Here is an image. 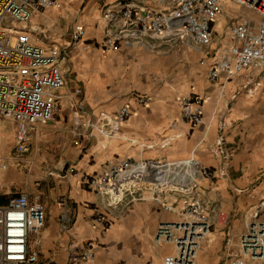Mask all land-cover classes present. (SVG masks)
<instances>
[{
    "label": "crops",
    "instance_id": "crops-1",
    "mask_svg": "<svg viewBox=\"0 0 264 264\" xmlns=\"http://www.w3.org/2000/svg\"><path fill=\"white\" fill-rule=\"evenodd\" d=\"M124 1V0H110ZM157 6L160 0H143ZM175 0H166L170 8ZM100 0H57L54 7L35 13L26 25L33 42L67 47L60 65L66 85L56 91L60 115L31 128L32 140L23 160L2 166L14 154L17 124L0 119V195L7 199L26 192L39 194L47 220L39 241L36 264H70L72 241L91 248L95 257L81 264H163L174 251L172 244L158 245L155 234L161 221L179 216L149 200L130 205L109 227L96 220L107 215L99 193L83 181L85 174L99 175L114 162L134 159H172L194 155L204 164L221 168L217 142L221 135L233 151L226 175H220L209 196L213 206L231 215L227 225H216L200 250L198 264H227L225 240L240 235L256 217L264 218V91L240 94L243 78L227 84L211 82L205 51L181 46L168 52L140 47L105 50ZM246 10L224 1L213 21L215 44L228 39L230 27ZM86 29L79 48L70 46L69 31ZM255 74V72H254ZM207 98L203 123L193 126L182 117L180 99L188 95ZM153 99L141 104L142 96ZM129 116L118 134L104 136L91 129L106 114L122 107ZM10 130V131H8ZM69 223L67 229L62 223Z\"/></svg>",
    "mask_w": 264,
    "mask_h": 264
},
{
    "label": "built area",
    "instance_id": "built-area-1",
    "mask_svg": "<svg viewBox=\"0 0 264 264\" xmlns=\"http://www.w3.org/2000/svg\"><path fill=\"white\" fill-rule=\"evenodd\" d=\"M100 1L103 49L140 47L168 52L186 46L205 51L200 63L207 66L211 82L225 85L241 77L251 96L261 89L256 78L258 74L264 75V0H228L247 13L231 25L228 39L217 46L212 24L226 0H175L170 8L162 6L166 0H160L157 6L143 0ZM56 4L57 0H0V119L17 124L14 154L2 164L4 168L23 160L33 126L56 120L60 115L56 91L66 85L60 61L65 58L67 47L37 44L26 28L35 13ZM69 35L70 46L79 48L86 29L76 25ZM152 99L145 95L139 102L147 104ZM206 102L202 95L182 97V117L193 126L203 123ZM128 116L129 108L122 107L91 124V129L104 136H115ZM217 146L223 160L219 169L194 155L172 159L127 157L112 163L99 175L85 174L83 181L101 195L109 213L98 212L96 220L109 227L130 205L149 200L179 216L158 225L155 242L174 246V251L164 256L163 264H198L200 250L214 227L231 222L230 213L213 206L209 196L220 175H226L233 155L224 135ZM261 205L264 207V198ZM46 220V206L39 194L34 198L26 192L14 194L0 204V264L38 263L39 241ZM62 225L64 229L69 227L65 221ZM225 250L227 264H264V218L256 216L238 236L228 234ZM94 257L91 248L71 242L68 263L81 264Z\"/></svg>",
    "mask_w": 264,
    "mask_h": 264
},
{
    "label": "rangeland",
    "instance_id": "rangeland-1",
    "mask_svg": "<svg viewBox=\"0 0 264 264\" xmlns=\"http://www.w3.org/2000/svg\"><path fill=\"white\" fill-rule=\"evenodd\" d=\"M82 43H83V41L81 42V45H82ZM256 80L258 82H260L262 86H264V75L263 74H258ZM263 91H264V87H263ZM245 94H249V93H248V90H247V88H245V85L243 83L242 86H241L240 94L238 95V97L236 98V100H238L240 96H243ZM8 131H10V130H8Z\"/></svg>",
    "mask_w": 264,
    "mask_h": 264
},
{
    "label": "trees",
    "instance_id": "trees-1",
    "mask_svg": "<svg viewBox=\"0 0 264 264\" xmlns=\"http://www.w3.org/2000/svg\"><path fill=\"white\" fill-rule=\"evenodd\" d=\"M7 198L5 196L0 195V202L5 201ZM1 204V203H0Z\"/></svg>",
    "mask_w": 264,
    "mask_h": 264
}]
</instances>
